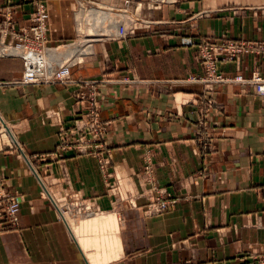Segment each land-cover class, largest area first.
Here are the masks:
<instances>
[{"label":"crops","instance_id":"0c3cea01","mask_svg":"<svg viewBox=\"0 0 264 264\" xmlns=\"http://www.w3.org/2000/svg\"><path fill=\"white\" fill-rule=\"evenodd\" d=\"M124 1L0 0L1 51L30 26L38 4L48 15L47 51L89 47L66 61L69 84L22 85L21 59L0 53V201L19 205L14 229L0 216V264H89L79 240H92V221L108 215L116 227L103 228V238L114 234L118 246L114 258L104 247L110 259L99 264H257L264 256V101L250 87L188 79L203 76L199 41L264 42V0H173L143 9L146 25L131 23L125 38L80 35L84 13L116 16ZM219 71L264 74V59L241 56ZM85 81L98 82L97 114L107 124L105 177L92 155L60 148L91 110L74 96L89 93ZM154 189L175 203L150 215ZM75 197L88 209L81 215ZM87 221V232L77 234Z\"/></svg>","mask_w":264,"mask_h":264},{"label":"built area","instance_id":"2783aa9c","mask_svg":"<svg viewBox=\"0 0 264 264\" xmlns=\"http://www.w3.org/2000/svg\"><path fill=\"white\" fill-rule=\"evenodd\" d=\"M173 0H125L124 12L129 10L133 5V13L138 18L145 20L140 14L143 7L147 10H157L161 6L171 4ZM138 12V13H137ZM48 15L43 4H38L35 11L31 15V24L28 28L18 30L12 35L11 41L4 44L2 50L3 55L18 56L23 65V73L20 84H69L72 82L70 76L71 63L65 62L57 66L47 64L43 60L46 54L45 46L46 23ZM146 25L141 22H134L131 26ZM133 29V28H132ZM130 29L125 32L122 25L119 26V38H125L132 31ZM136 29V28H134ZM196 55L198 63L203 70V76L199 79L191 78L188 80H197L207 87L219 84L231 83L234 85L250 87L255 96L264 101V74L253 72L249 77L235 75L229 77L219 71V65H226L237 61L241 56H255L264 59V42L260 41H242L223 38L219 41L202 40L196 43ZM16 51L18 54L9 53ZM123 80V83H127ZM97 81H85L83 85L88 88L89 93L79 91L74 96L80 101H86L90 104V112L81 119L80 126L74 127L77 133L74 139L62 140L60 148L70 150L80 154H90L96 158L98 169L103 177L106 176V168L109 164L108 149L103 145V134L107 124L102 123L97 114V104L95 101V87ZM145 172L150 174V166H145ZM105 175V176H104ZM151 180L148 178V181ZM153 195L149 200L147 212L159 214L174 205L175 200L166 192L154 189ZM76 213L81 214L87 211L85 205L78 203L76 197L74 199ZM19 211L18 203L10 197H2L0 201V216L4 220L7 229H14L17 225V214ZM257 264H264V256L257 259Z\"/></svg>","mask_w":264,"mask_h":264},{"label":"rangeland","instance_id":"374dc122","mask_svg":"<svg viewBox=\"0 0 264 264\" xmlns=\"http://www.w3.org/2000/svg\"><path fill=\"white\" fill-rule=\"evenodd\" d=\"M143 9L146 10V11H150V10H147L145 7H143ZM83 15L84 16H82V18L80 17V24L84 23L85 25L83 24L82 27H85V28H82V27L80 28V31H79L80 32V35H85L86 37L91 38V36H92L91 34L95 31V32H97L95 34H98L97 37L102 36V35H99V33H100L99 32L100 31L99 29H94V31L92 30V28L95 26L93 24H95V23L93 21L88 20V17H89L88 15L89 14L84 13ZM109 16L112 19V22L114 24L113 25L114 27H115V25L116 26L122 25L124 27L125 31L127 30L128 26L131 23L138 22V21L139 22L145 21L143 19L138 18L137 15L135 13H133L132 11H130V10H127L125 12L123 11V12H121L120 14H118L116 16L115 15H110V14H109ZM115 17L116 18L118 17L119 20L116 19ZM99 21L100 20H98L97 26L95 28L98 27ZM114 27H110V29H109V31H110L111 34H114L113 33L114 32L113 30L116 29V27H115V29H114ZM117 29H118V27H117ZM88 30L90 31L89 33H87ZM115 35L117 37H119L118 33H115ZM74 46L75 45H73V46H64V47L59 48L56 51L55 50H49V52H52L54 54L55 53H58V52L65 54V52H66L67 56H69V54H68L69 52L68 51L72 50ZM88 50H89V47L88 48H86V47L85 48H82L81 47L80 49H75V51L72 52L71 56L73 57L75 55V53H77V52L86 53ZM2 52H5V50L4 51L2 50L0 53H2ZM14 54H18V53H14ZM45 56L46 55L44 54L43 57H45ZM71 56H69L70 59H72ZM71 65H72V63H71ZM96 104H97V102H96ZM97 109H98V107H97ZM105 130H106V128H105ZM147 164L150 166V161H147ZM94 221L96 222V225L94 227V233H93L94 234V237H93V239L94 238H97L95 246L92 243L93 239L92 240H86V239L80 238V240H79L81 247L84 249L85 253L87 254L86 255V258L90 262L89 264H99L102 261L109 260L110 257L105 254V250H104V247H108V246L112 249L111 250V254H112V258H114L115 257V254H114L115 253V250H114V248L118 246V241H117V238L114 236V234H112L109 239H108V237H106V239L103 238V234H104L103 228L107 227L108 224H109L108 222L105 221V218L104 219L101 218L100 220L97 219V220H94ZM97 222H99V223H97ZM111 228H112L111 230H114L115 229V227H112V226H111ZM87 230H88V225L86 223H84V225H82L81 229L79 228L78 231H76V232H77V234H82V233L87 232ZM88 241H90L89 246H87V242ZM91 246L95 249L93 251L94 254H92V252L88 251V249Z\"/></svg>","mask_w":264,"mask_h":264},{"label":"bare ground","instance_id":"6f19581e","mask_svg":"<svg viewBox=\"0 0 264 264\" xmlns=\"http://www.w3.org/2000/svg\"><path fill=\"white\" fill-rule=\"evenodd\" d=\"M103 12V11H102ZM105 12V11H104ZM89 17H88V20H90V21H93L95 24H93V25H95L93 28H92V30L94 31V29H100V27H101V29H100V33H99V35H104V34H109L108 32H110L108 29H110L109 28V26L110 27H114L113 25V22H112V19L110 18V16H109V14H101V12L100 13H97V14H89L88 15ZM98 20H100L99 21V25H98V27L97 28H95L96 26H97V22H98ZM103 24H106V26H107V29L106 30H102L103 29ZM104 27H105V25H104ZM115 27H116V29H115ZM115 27H114V29L115 30H113L114 32V34L115 33H118V29H119V26H116L115 25ZM117 27H118V29H117ZM92 31V32H93ZM97 31V30H96ZM90 31L88 30V32L87 33H89ZM91 32V33H92ZM95 33H97V32H93L91 35V37H97V35L98 34H95ZM75 49H79L77 46H74L73 47V49L72 50H70V51H68L69 53V56H71V54H72V52L73 51H75ZM9 53H18V52H16V51H11V52H9ZM65 54H66V52H65ZM64 53H52V52H49V51H47L46 52V56L45 57H42L43 58V60H44V62L45 63H47V64H50V65H52V66H55V65H57V63L60 61V62H62V60H65V61H63V63H65L66 61H69V60H71L70 59V57L69 56H67V54L65 55ZM62 59V60H61ZM79 215H81V214H79ZM109 216V215H108ZM108 216H106V218H105V221L106 222H108L112 227H116V222H115V219L113 218V217H109L108 218ZM111 216V215H110ZM89 219V218H88ZM90 220V219H89ZM95 220V219H94ZM92 221L93 222V224H94V226H90V227H95V225H96V222L95 221ZM87 223V225L89 226L91 223L89 222L88 223V221L86 222ZM97 223H99V222H97ZM82 225H84V224H81V226H79V228L81 229V227H82ZM96 240H97V238H94L93 239V241H92V243H93V245L95 246V244H96ZM89 243H90V241H88L87 242V246H89ZM86 246V247H87ZM85 247V246H84Z\"/></svg>","mask_w":264,"mask_h":264}]
</instances>
